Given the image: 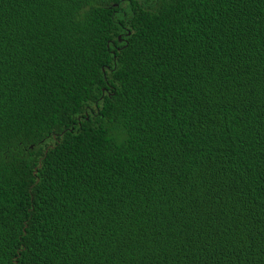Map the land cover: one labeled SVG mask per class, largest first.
<instances>
[{
	"label": "trees",
	"instance_id": "obj_1",
	"mask_svg": "<svg viewBox=\"0 0 264 264\" xmlns=\"http://www.w3.org/2000/svg\"><path fill=\"white\" fill-rule=\"evenodd\" d=\"M0 264H264V0H0Z\"/></svg>",
	"mask_w": 264,
	"mask_h": 264
},
{
	"label": "water",
	"instance_id": "obj_2",
	"mask_svg": "<svg viewBox=\"0 0 264 264\" xmlns=\"http://www.w3.org/2000/svg\"><path fill=\"white\" fill-rule=\"evenodd\" d=\"M119 39H120V37H119ZM36 170H37V168H35L34 173L36 172Z\"/></svg>",
	"mask_w": 264,
	"mask_h": 264
}]
</instances>
